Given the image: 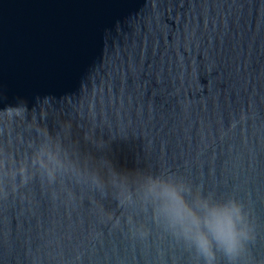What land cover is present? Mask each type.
I'll use <instances>...</instances> for the list:
<instances>
[{
	"label": "water",
	"instance_id": "water-1",
	"mask_svg": "<svg viewBox=\"0 0 264 264\" xmlns=\"http://www.w3.org/2000/svg\"><path fill=\"white\" fill-rule=\"evenodd\" d=\"M0 264H264V0H0Z\"/></svg>",
	"mask_w": 264,
	"mask_h": 264
}]
</instances>
